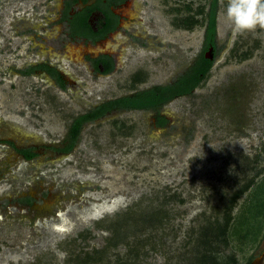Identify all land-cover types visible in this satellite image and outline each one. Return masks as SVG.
<instances>
[{
	"label": "rangeland",
	"instance_id": "1",
	"mask_svg": "<svg viewBox=\"0 0 264 264\" xmlns=\"http://www.w3.org/2000/svg\"><path fill=\"white\" fill-rule=\"evenodd\" d=\"M61 1L0 0V264H197L208 220L222 223L247 184L214 256L249 264L264 250V27L236 31L219 0L218 55L191 94L161 109L167 126H155L153 111H112L66 153L75 118L193 65L210 0H131L153 39L126 41L133 49L109 75L93 72L82 50L63 61L79 48L54 25ZM39 64L57 68L65 88L42 68L24 75ZM31 147L32 161L17 153ZM101 205L108 213L97 214Z\"/></svg>",
	"mask_w": 264,
	"mask_h": 264
},
{
	"label": "trees",
	"instance_id": "2",
	"mask_svg": "<svg viewBox=\"0 0 264 264\" xmlns=\"http://www.w3.org/2000/svg\"><path fill=\"white\" fill-rule=\"evenodd\" d=\"M109 3L114 2L113 0H108ZM123 1V0H120ZM218 1L219 0H210L209 10L206 16V26H205V38L203 40V48L194 62V64L183 74L181 75L178 80L169 86H158L149 90H145L142 92H138L132 96H125L120 99L111 100L105 102L101 106L89 111L88 113L78 116L74 119L73 123L70 126V129L67 134V146L64 148V152L69 153L72 149L76 146L80 132L83 126L87 123H92L100 118H103L107 113L112 112L115 109L118 110H151L154 112H159V109L176 96H183L191 94L193 90H195L201 83L204 77L210 72L211 68L213 67L214 61L216 56L218 55L217 49V41H216V17L218 12ZM102 0L98 2L97 7L101 8L105 15H110L108 11V4L101 5ZM70 3L69 5H71ZM82 15V16H80ZM111 19V18H110ZM189 21V20H188ZM111 23L113 19L110 21ZM193 24H187V21L183 22V26L185 29L191 28ZM115 26V25H114ZM73 34L78 36H90V28L86 24V19L84 18L83 14H78L73 22H72ZM108 30V28H107ZM213 49V58L212 60L206 57V53ZM104 73L108 74L113 70V63L112 60H105L103 61ZM45 70H47L52 77L56 78L58 84L61 88H65L63 82L57 71L53 68H49L44 66ZM34 69L30 68L24 72V74H30ZM165 121H160V124H164ZM10 144V143H9ZM11 145V144H10ZM32 150V149H31ZM31 150H18L26 160H32L37 157V154L32 152ZM249 187L247 184L243 189L233 195L232 199L229 200L230 205L226 206L225 208V215L223 218V222H219L218 220L214 219L212 221L208 220V223L214 224L216 227L214 231L212 230V236L209 235L208 229L202 230L201 232V242L203 245L204 252L198 258V263L204 262V264H218L216 261V257L214 256L216 249L218 248L219 244L226 245V235L231 223V211L233 206L236 204L237 200L240 196L243 195L245 190ZM248 190V189H247ZM30 202L32 200H29ZM155 219V215L153 216ZM114 228V227H113ZM109 228L113 233V239L117 238V229ZM215 234V235H214ZM120 240V239H119ZM119 242V241H117ZM215 248L214 250L212 247ZM213 250V251H212ZM98 255L101 254L100 251H96ZM99 256L98 258H100ZM102 259V257H101ZM197 263V264H198Z\"/></svg>",
	"mask_w": 264,
	"mask_h": 264
},
{
	"label": "flooded vegetation",
	"instance_id": "3",
	"mask_svg": "<svg viewBox=\"0 0 264 264\" xmlns=\"http://www.w3.org/2000/svg\"><path fill=\"white\" fill-rule=\"evenodd\" d=\"M99 1H101V0H62L61 1L62 5H61L60 9L57 10L59 13V16L57 18H55L54 25L65 27L66 33L68 34V38L75 41V46L81 45L85 49L90 47V46L95 47L96 45H98L100 43H102V44L106 43L116 33H120L125 39H128L126 41H129L130 39H132L134 41L133 43L137 44V45H138V42L141 41V39H142V41L147 40L148 38L153 39L152 37H150L152 35H150L146 31V28H144L141 25H140L139 29H137L133 26L130 28L125 27L123 25V23H127L129 21L128 16L123 11L126 10L127 4H129V2L131 0H123V1H120V0L114 1L113 0L114 2H112V3H109L108 0H102L101 5H107L108 4V6H109L108 11H109L110 15H108V16L105 15L104 11L101 9L102 7L101 8L97 7V4ZM70 3H72V4L69 5ZM132 8L133 7H131V9ZM138 12L141 13L140 11H138ZM81 13L83 14L84 18L86 19V24L90 28V36L89 37L78 36V35L73 34L72 22H73L74 18L78 14H81ZM80 16H82V15H80ZM110 18L113 19L114 23L110 22L111 21ZM107 28H108V30H107ZM141 33H142V35H141ZM153 36L156 37V39L158 40V35H153ZM204 38H205V34H204ZM204 38H203V40H204ZM111 43H114V40L111 41ZM67 44H73V43L67 42ZM126 45L128 46L129 44L126 42ZM148 45H150V44H148ZM105 47L106 46H103L102 49L97 54H94L93 52L87 51V52H84V55H83V58L86 60V63L89 64L90 68L92 67L91 68L92 71L97 73L98 75H109L112 72L120 69L119 62H120V58H121V54H122L121 52L123 51L122 50L123 47L120 48V45H119V46H117L116 49L112 48L111 49L112 51L106 50V52H104L103 49ZM202 48H203V46H202ZM201 51H202V49H201ZM201 51H200V53H201ZM200 53L198 54V56L200 55ZM198 56H197V58H198ZM107 59L112 60V63H113V70H112V72H110L108 74L104 73V67H103V61H105ZM44 66L49 67L46 64H39L36 66H31V68L33 67V69H34L32 72H35V70L37 68H42L44 71H46L51 76V74L43 68ZM49 68L55 69L61 78L60 72L57 68H55V67H49ZM32 72L30 74H32ZM30 74H24V75H30ZM180 76H178L174 82H172L168 85H165V86L173 85L178 80V78ZM51 78L56 80V78H54L52 76H51ZM61 81L64 83L63 79H61ZM57 83H58V81H57ZM152 88H155V87H150L149 89H152ZM149 89H147V90H149ZM138 92H142V91H138ZM138 92H136L135 94H137ZM135 94H133V95H135ZM130 96H132V95H130ZM177 97H179V96H176L175 98H177ZM106 102H108V101H106ZM104 103H102V104H104ZM168 103L164 104L159 109V112L153 111L156 114L154 117L155 126L158 127L159 129L165 128V126H167V124H168L169 119L162 113V110L165 108V106ZM101 105H99V106H101ZM99 106H97V107H99ZM97 107H95V108H97ZM113 111H120V110L115 109ZM140 111H150L151 112V110H140ZM162 120L165 121L164 124H160V121L162 122ZM20 150H31L32 152L36 153L37 157H38V153L36 152L37 150L34 147L26 148V149H20ZM17 153L25 159V157L20 152H17ZM32 160H26V161H32ZM27 200H32V199L27 198ZM28 203L31 205L30 201ZM258 261H260V262H258ZM255 263L256 264H264V250L261 251L258 255L254 256L251 259L249 264H255Z\"/></svg>",
	"mask_w": 264,
	"mask_h": 264
},
{
	"label": "bare ground",
	"instance_id": "4",
	"mask_svg": "<svg viewBox=\"0 0 264 264\" xmlns=\"http://www.w3.org/2000/svg\"><path fill=\"white\" fill-rule=\"evenodd\" d=\"M127 5H128L127 6L128 9L124 10L123 12L128 16L129 21L127 23H123V25L125 27H129L130 28V27L133 26V27L139 29V27L141 25L140 13H138V10H140L139 4H138V2L130 1L129 4H127ZM131 7L136 8L135 9L136 11L134 9L133 10H129ZM164 39L165 38L164 37H161V34H160V37L158 38V40L160 41L161 44L162 43L163 44H166L167 43ZM113 40H114V43H111V41H113ZM119 45H120V48L123 47V49H122L123 51L121 52L122 53L121 54V59H120V62H119V65L121 67V65H123L125 63V57L128 54L129 49L130 48L133 49V47H131V46H127L126 47V39L120 33L114 34L106 43H104V44L100 43V44L96 45L95 47H91L90 46V47H88V48L85 49L83 46L78 45L77 47L79 48V51H77V52H75V51H73V49L69 48L68 49V52L65 51L66 52V55L64 57H62V58H64L63 61H65V62H70L71 60L75 61V56L80 57L82 51L83 52L90 51V52H93L94 54H97L102 49L103 46H112V48L116 49L117 46H119ZM149 47L150 48L147 49V51H149L150 53H153V52L150 51L151 50V45H149ZM78 48H76V49H78ZM147 51L144 50V49H142V48H137L136 49V52H138V55H140V56H144V52H147ZM96 206H98V205H96ZM98 207H94L92 209V211H95V212L98 211L97 214H99V213H103L104 214L105 212H107V210H109L107 206H102L101 205V208H99L97 210ZM49 228L50 227H48V225H45V229L46 230H48ZM258 262H260V261H258Z\"/></svg>",
	"mask_w": 264,
	"mask_h": 264
},
{
	"label": "clouds",
	"instance_id": "5",
	"mask_svg": "<svg viewBox=\"0 0 264 264\" xmlns=\"http://www.w3.org/2000/svg\"><path fill=\"white\" fill-rule=\"evenodd\" d=\"M225 17L238 32L264 27V0H228Z\"/></svg>",
	"mask_w": 264,
	"mask_h": 264
},
{
	"label": "water",
	"instance_id": "6",
	"mask_svg": "<svg viewBox=\"0 0 264 264\" xmlns=\"http://www.w3.org/2000/svg\"><path fill=\"white\" fill-rule=\"evenodd\" d=\"M206 57L210 60L213 59V49H210L207 54H206ZM256 264V263H255Z\"/></svg>",
	"mask_w": 264,
	"mask_h": 264
}]
</instances>
